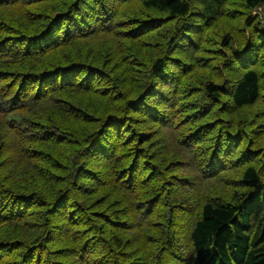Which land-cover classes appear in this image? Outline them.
<instances>
[{"label":"trees","instance_id":"1","mask_svg":"<svg viewBox=\"0 0 264 264\" xmlns=\"http://www.w3.org/2000/svg\"><path fill=\"white\" fill-rule=\"evenodd\" d=\"M229 1L0 0V115L7 116L9 130L19 136L15 142L0 133V151L5 143H12L10 156L5 160L16 162V166L24 162L30 167L26 170L28 178L19 181L13 189L1 177L7 166L0 161V229L6 221L12 227L2 232L7 241L0 238V264H63V256L69 250L62 248L60 240L51 241L60 231V228L48 230L49 223L54 221L70 225V242H87L83 251L102 248L109 255L108 264H264V185L257 166L244 164L247 166L238 168L242 173L236 180L247 190H241L236 198L224 197L225 189L230 186L225 171H213L221 146L214 151L212 137L217 133L209 127L206 153L197 155L205 158L194 164L189 174H181L188 166L182 157L192 161L194 149L203 145L206 135L202 131L205 126L213 125V105L218 118L231 109L236 112L264 103V16L261 15L264 0H243L246 17L238 30L241 38L235 36L230 44L226 40L230 55L218 65L217 75L213 76V33L209 38L205 31L213 28ZM87 45L89 51L98 54L93 60L84 52ZM67 49L79 52L68 54ZM51 51H59L60 64L53 66L48 62ZM251 53L253 57L247 60ZM110 56L111 62L96 64L99 58ZM228 59L240 62L229 66ZM229 67H234L236 72ZM166 70H174L172 76ZM19 71L23 72L16 83L13 79ZM223 78L227 81L219 86L217 83ZM164 83L169 88L161 98L157 96L160 92L153 91L161 89ZM112 86L114 91L110 92ZM226 97L229 103L224 108ZM104 104L106 111L93 110ZM78 105L84 108L85 119L91 120L86 123L93 124L84 139L85 145L75 154L83 164L74 161L65 170L59 169L51 165V153L69 144L68 141L77 142L72 133L65 129L62 133L52 121L43 123L48 127L38 126L39 123L20 115L30 119L28 114H36L38 107L51 106V115L57 116ZM141 114L153 126L135 122L142 119ZM155 126H161L163 131L151 138ZM42 127L45 133L39 134L37 130ZM115 143L118 148L110 154ZM27 146L39 157L28 152ZM69 152L54 160L69 162L73 158ZM158 155V160H164L160 165L153 158ZM249 155L246 151L244 157ZM260 158L264 154L257 158V163L263 161ZM107 160L116 169L110 179L123 175L121 186L124 188L122 183L126 186L122 190L113 184L100 189V193L117 190L133 193L139 201H154L158 196V201H172L170 192L183 179L195 181L196 188L193 193L179 197L180 203L171 208L176 211L172 219L168 217L157 226L149 223L158 206L152 205L153 201L138 204L137 215H142L139 230L130 227L122 236L111 227L112 224L125 226L118 217L120 210H112V217L98 212V219L110 218V223L104 220L102 228L91 224L92 219L85 211V202L91 203L93 191L86 180L95 181L88 162ZM53 170L62 173L53 175ZM10 175H6L7 179ZM31 210L43 215L38 219L36 214L31 220L38 226L30 230L33 240L16 239L13 236L20 235L19 229L28 223ZM187 216L192 220H185ZM177 219H182L181 223ZM82 227L85 229L80 232L78 229ZM83 233L87 237H82ZM177 233L186 238L190 250L184 252L177 245ZM151 236L160 238L153 242ZM15 242L21 243L20 246L13 247ZM54 243L56 249L51 252ZM77 264H81L80 260Z\"/></svg>","mask_w":264,"mask_h":264},{"label":"rangeland","instance_id":"2","mask_svg":"<svg viewBox=\"0 0 264 264\" xmlns=\"http://www.w3.org/2000/svg\"><path fill=\"white\" fill-rule=\"evenodd\" d=\"M245 14H246V8L244 7L243 0H230L226 6L221 18L218 21H216L215 23H213V28H211L208 31H205L209 38L211 36L210 33H213V76L217 75L215 72L218 71V65L221 62H223L224 59L230 55L229 47H226V45H225L226 40L229 39L227 41V44H230V42L232 41V39L235 36H238L239 38H241L240 32L238 30H239V27H242L244 24V20L246 17ZM256 14H257V12L254 13V15H256ZM261 15L264 16L263 11H261ZM100 37L105 38L103 36H100ZM263 46H264V40H263ZM119 49H123V47H121ZM66 52L68 54H69V52L71 54H73V53L77 54V52H79V50L75 51V50L67 49ZM84 52L90 60H93L98 55V54L95 55V52L89 51L88 45L85 47ZM253 54L254 53H251V56L246 57L247 60L250 59V57L252 58ZM49 55L50 56L48 58V62L50 61L53 66L60 64L61 56L59 54V51H57V52L51 51V52H49ZM108 58L110 60L112 59L111 56L110 57H103L101 59L99 58V60L96 61L97 62L96 64L101 65L100 63L103 64L104 62L105 63L111 62ZM239 62H240L239 59L238 60H236V59H234V60L228 59L227 60V63H229V66H235ZM112 66H113V64L110 65V68ZM229 68H234V67H229ZM214 69L216 71H214ZM223 69H225V67ZM168 70H166V72L169 73L170 76H172V72L174 70L170 71V72ZM21 72H23V71H19L18 74L14 76V79H13V80H15L14 82H16V83L19 82V80H20L19 75L21 74ZM234 72H236L235 68H234ZM234 72L230 71V74L234 73ZM223 73H225V72H223ZM234 75H235V73H234ZM233 76L231 75L232 78H233ZM226 81L227 80L225 78H223L220 81L221 83H217V84L219 86H223L226 83ZM26 84H27V82H26ZM26 84H24V86H23L24 89L26 87ZM27 86H29V85H27ZM110 88H111L110 92H113L114 91L113 86ZM168 88L169 87H168L167 83H164V85H163V87H161V89L154 90L153 93H155V91H156V93L160 92L161 94H159L157 96L161 97L160 95L167 93ZM116 97H117V95L114 97V99ZM182 97H183V95H182ZM5 98H7V97L5 96ZM228 99H229L228 97L225 98L226 102L222 105V106H224V108L229 103V102H227ZM103 100H105V99L103 98ZM156 100H158V99H156ZM156 100H155V102H156ZM78 103L79 102H77V104ZM83 106L84 105H82V108H83ZM105 106H106V104H104L102 107H100L99 110H96V109H93V110L95 112L99 111V113H102V112L106 111ZM160 107L161 106H159L158 109H160ZM83 109H81V106L78 105V108L74 107V110H71V111L66 110L65 112H62L61 114L54 116V115H51V111H50L51 106H41L40 108L38 107L34 111V112H36V114H32V113H31L32 115L28 114V117L30 119L25 117L27 115H25V116L23 114L20 115V116H23V118H25L27 120H30V121L33 120L34 122L39 123L38 126L48 127L47 125H45L43 123H45L46 121H50V122L52 121L54 123V126H57L62 130L61 131L62 133L64 132V129H65L67 133H69V134L72 133V136L77 140V142H73V143H70V141L67 142V140H66V142L69 144H65L64 146L60 147L57 152H55L53 154L51 153V155H52L51 165H53L54 167L65 170L66 169L65 167L70 166L71 163L73 165L74 161L77 162L76 164H79V165L81 164L80 166H82V164H83L82 161H80L79 157L75 156V154H77L78 152L80 153L79 149L85 145V143H83L84 139L86 136H89V133L91 132L92 127H93V124L86 123L87 121L90 122L91 120L89 118L85 119ZM215 111H216V107H214V105H213V125L209 124V125L205 126L206 129L204 131H202V133L205 132L206 136L202 139L203 145L196 147L194 149V151L192 152V154L190 156L192 161L189 162L188 160H186L182 157V159L184 160V162H186L188 164V166L181 172V174H186V175L189 174L190 168L193 167L194 164H197L199 161L202 162V160L205 158V156L198 157L197 155H204L206 153L205 152V149H206L205 144H206V140L209 138L208 131H211L209 129V127H213V133L214 132L217 133L215 136L213 135V137H212V139H214L213 140L214 151L217 152L218 147L221 146V149L219 151V152H221V154L218 157V159L214 160V162L216 163L217 166L213 167V171H220V172L225 171L224 177H226V179H225L226 183L230 187L225 189L226 192L223 196L226 198H230V197L236 198V197H238V194L241 192V190H247L244 188V186L242 185V183L240 181L236 180L237 178H240L241 173H242V172L237 171V170L240 167H242V169H243L244 166H247L244 164H254L257 166V168H258L257 170H259V174L262 175V176H260V181H261L262 185H264V158H260V160H263V161H260V163L256 162L257 158L260 155L264 154V103L259 102L258 105H256V106L245 108L242 110H236V112L231 109L229 111H226L223 114H220L218 116V118H215V115H216L214 113ZM179 112H180V110H179ZM95 116L98 117L101 115L95 114ZM141 116H142L141 117L142 119H140V121H135V122H137L138 124L144 125V126H153L152 121L148 120L146 115L143 116L141 114ZM219 118L223 119V121L219 120ZM209 119H207V122H209ZM8 122L9 121H8L7 116L0 115V133L4 137L6 136L7 139L12 138L15 142H18L19 136L12 134L13 130H9L10 125H8ZM207 122H205V123H207ZM131 123H133V122H131ZM220 123H221V125H220ZM109 124L110 123H108V125ZM222 127H224V129ZM236 127H238L237 130H235ZM44 129L45 128L42 127L39 130H37V132H39V134H44L45 133ZM152 130H154V131L151 134L152 135L151 138H154L155 136H157V134H160V132L163 131L161 129V126H155L154 129H152ZM201 134H200V136H201ZM137 139L140 140V138H137ZM245 141H247V143L245 144V146H243ZM130 142H133L132 139L130 140ZM138 142L139 141H137V143ZM139 143H140V145H144L143 142H139ZM12 145H13L12 143H8V144L5 143L4 150L0 151V161L2 164H5L7 166L6 170H4L2 172L1 177L3 178V181L6 184V186H8L9 188L11 187V188L15 189L17 187L19 181H22L24 178H28L26 170H28L30 167H26L24 162L21 165L16 166L17 165L16 162H13L11 164L9 159L5 160V158L7 156H10V154H8V152L11 149ZM117 146H118L117 143H115V145H113V147L110 148V154L112 153L113 150H116L118 148ZM259 147H261L263 149L258 150ZM26 150L28 152L34 154L32 152L31 146L30 147L27 146ZM20 151H21V149H20ZM66 151H70L69 155L70 156L73 155V158L69 162L62 161L64 164V166H63L62 162H59V159L54 160V158L55 157L59 158L60 154L66 152ZM246 151H248L250 153L249 157L248 156L244 157ZM255 151H257V152H255ZM34 155H35V157H39V154H34ZM195 156H197V157H195ZM216 156L217 155H215L214 157H216ZM158 157H159V155L153 156V158L156 159V160H154L156 165L157 164L160 165L161 162L164 161L163 159L158 160L157 159ZM248 158H250V159H248ZM243 161H244V163H242L239 167H236L239 164V162H243ZM88 166L90 167L89 171L92 172L91 175L93 174L94 179H95L94 182H92V180H90L92 178L86 180V183L90 185L88 187L93 188V191L91 193V199H90L91 203H89L88 201H87V203L85 202V204H86V210L85 211L89 215V217L92 219L91 224L101 226V228H102L104 220L107 219V221H105V222L110 223V218L105 217L102 220L98 219V212L99 213L105 212L107 215H109V217H112V215H111L112 210H120V211H118V217L123 219V221L125 222V226H117V225L115 226L112 224L111 227H113L117 231L121 232L120 234L122 236L126 235L130 231V227H133L134 230H137V229L139 230L140 227H138V226L140 224V220L142 221V219L140 218V217H142V215H139V214L137 215V211L140 209V207H138V204L145 205L146 203L152 202L153 200H151V201L150 200L139 201L138 198L133 195V193L129 192L127 194L125 192L124 193L123 192H117V190H114V191L111 190V192L108 191V194L105 191H102L100 193V189L109 188L113 184H117V186L119 185V187L123 190L126 186L125 183H122L124 188H122V186H121V181H122L121 178L123 175L114 176L112 179H110V176L113 173H115L116 169L112 167L113 165L108 160L105 161L104 163L88 162ZM31 169L34 172H36L34 170V169H36L35 167H33ZM234 169H235V172H233ZM53 172H54L53 175H57V174L62 173L61 171H58V170H55V171L53 170ZM68 172L70 173V170ZM9 173L11 175H10L9 179H7L6 175H8ZM85 173L88 174V172H86V171H85ZM53 175H51V178H54ZM62 176L64 177V179L68 178L67 175H62ZM189 179H183L181 181V183H179V185H176L175 187H173V191L170 192V195L172 197H174V199L172 201H168L167 199H163V200L158 201V199L160 198L159 196L153 201L152 205L158 206V208H157L156 215L151 219L149 224H152L153 226L154 225L157 226L160 222H162V220H165L168 217H170L172 219V215L174 216L176 211H174V209H171V208L174 207L175 204L177 205L178 203H180L178 200H182V198H179V197L186 195V192L193 193L194 192L193 189L196 188V182L195 181L190 182ZM7 180H9V181H7ZM127 181H128V179L126 180V182ZM133 182H136V180H133ZM50 188H52V187H50ZM242 188H244V189H242ZM213 190H214V188H213ZM13 192H14V190H13ZM20 192H22V191L16 190V193H20ZM47 194H48V192H47ZM188 202H191V201L188 200ZM109 203H112V204L108 208H106V206ZM89 206H91V207H89ZM110 209H111V213L109 212ZM189 210H190V208H189ZM263 210H264V208H263ZM191 211H194V209L191 208ZM36 214H39L38 219L43 218V215L40 212L33 213V210H31L30 214H29L30 219L28 220V223L19 229L20 235H16L13 237H15L16 239H21V238L27 239L28 237H30L33 240V237L30 236L29 233H30L31 229L36 230V228H38L37 225H35L34 223H31L32 222L31 220L35 219ZM129 215L133 216V217H129ZM134 218H135V221H134ZM187 218L188 219H185V220H192L191 216H187ZM182 219H177L178 223H181ZM143 221H146V220H143ZM58 223L61 224L60 227L56 226V224H58ZM146 225H148V224H146ZM69 226L70 225L68 223H65L63 221H60V222L54 221V222L49 223V227H48V230H51V231H54L55 229L60 228V231L57 234H55L53 237H51V241L52 240H60V242L62 244V248H66L67 250H69L67 252V256H63L64 259L62 260L61 263H63V264H77V260H80L81 264L82 263H86V264H108L106 258L109 257V255H107V253H104V250L102 248L91 247V248L87 249L86 251H83L82 248L87 243V242L85 243V240L82 241L81 243H77L76 240L74 242H72V241L70 242V238L68 237V235L70 234V229H68ZM11 229H12V227H9V222L6 221L4 223V228L0 229V238L7 241V239H8L7 236H3L2 232H3V230H11ZM83 229H85V227H82L78 230H80V232H81V230H83ZM107 230H108V227H107ZM182 234H186V233H182ZM81 236L87 237V233H83ZM180 236H181L180 233L179 234L177 233V245L182 246L184 248L183 249L184 252L190 250L191 247H190L189 242L186 240V238L183 239V236L182 237H180ZM150 238H151V240H153V242H155L160 237L159 236L158 237H155V236L152 237L151 236ZM20 244L21 243H19V242H15L13 244V247L20 246ZM49 246L51 247V245H49ZM53 246H54V248L52 250L49 248L51 250V252L56 249L55 243L53 244ZM172 260H174V259L172 258Z\"/></svg>","mask_w":264,"mask_h":264}]
</instances>
